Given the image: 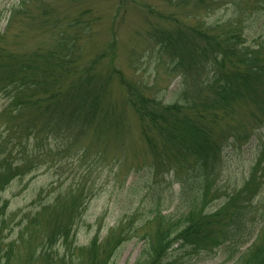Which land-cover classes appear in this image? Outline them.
<instances>
[{
    "label": "trees",
    "instance_id": "trees-1",
    "mask_svg": "<svg viewBox=\"0 0 264 264\" xmlns=\"http://www.w3.org/2000/svg\"><path fill=\"white\" fill-rule=\"evenodd\" d=\"M254 2L264 18V0ZM165 16L171 28L155 30V43L181 77L180 101L163 104L136 87H128L121 104L131 107L137 116L140 136L152 152L157 171L171 173L170 185L178 184L176 194H181L184 210L177 216L163 213L153 196V209L144 221L149 230L142 234L145 247L137 264H193L192 259L212 253L220 245L239 248L258 227L262 232L259 242L250 245L234 264H264V196L263 203L253 200L264 186V142L249 178L231 203L229 200L214 210L205 206L208 181L222 152L241 139L229 126L220 127V122L231 115L234 104L248 100L264 127V39L248 43L240 22L227 21L213 28L186 27L172 14ZM61 36L44 53L0 50V93L10 101L6 110L0 111L7 130L0 141V192L14 178L46 162L42 154L22 146V138L29 141L32 134L35 138L60 136L62 146L78 145L86 155L92 153L99 160L127 161L115 138L126 135L128 121L116 113L117 103H109L108 81L103 82L94 72L100 57L82 60L80 38ZM89 135L91 141L84 144ZM44 140L38 138L35 147H41ZM79 200L80 196L69 190L40 204L33 214L19 220L20 229L8 242L1 233L15 217H6L4 201L0 206V264H18L22 255L21 264H34L38 259L43 264H111L118 248L137 236L140 228L134 230L135 221L124 216L101 240L96 234L85 247H68L73 222L84 209ZM34 230L41 240L38 252L31 246ZM60 239L67 246L68 257L56 258L52 251Z\"/></svg>",
    "mask_w": 264,
    "mask_h": 264
},
{
    "label": "rangeland",
    "instance_id": "rangeland-1",
    "mask_svg": "<svg viewBox=\"0 0 264 264\" xmlns=\"http://www.w3.org/2000/svg\"><path fill=\"white\" fill-rule=\"evenodd\" d=\"M256 8L254 0H204L202 4L198 0H0V50L44 53L63 37L62 33L79 37L81 59L91 61L100 57L94 72L103 82L108 81L109 103H117L116 113L128 121L126 135L121 133L115 138L119 152H125V163L99 160L92 153L86 155L78 145L62 146L60 136L37 135L35 138L32 134L29 141L22 138V146L42 154L46 162L31 173L14 178L0 192V206L7 202L6 217H15L1 233L5 242L16 237L20 219L33 214L40 204L73 190L80 196L84 209L73 222L68 247H85L96 234L101 240L111 226L127 216L135 221L134 230L140 229L137 236L118 248L111 264H137L145 247L142 234L149 228L146 229L144 221L153 209V196L157 199L155 206H160L163 213L176 216L183 212L184 201L181 194H176L178 184L170 185L172 174L157 171L152 152L140 136V124L132 108L121 104L126 88L136 87L163 104L180 101L181 77L173 71L168 55L155 43V30L171 28L165 14H172L186 27L213 28L227 21L240 22L250 43L259 37L264 39V18ZM9 102L0 93V111H5ZM254 110L248 100L241 101L234 104L231 115L220 122V127L229 126L241 139L234 145L226 144L219 160L221 165L218 163L208 181L206 209L214 210L229 200L231 203L233 195L251 174L264 142V127L260 125V116H254ZM3 128L0 118V141L7 134ZM38 138H45L39 148L35 147ZM91 139L89 135L84 144ZM65 146L68 149L65 150ZM59 158L62 159L57 162ZM259 189H262L259 194L253 196L257 204L263 203L264 196V186ZM152 214L153 211L150 217ZM257 229L258 232L239 248L223 244L212 253H201L191 263L234 264L250 245L259 242L262 232L259 227L255 231ZM37 231L34 230L31 241L36 252L41 242ZM62 242L60 239L53 245L56 258L64 254L68 257L67 246ZM23 257L18 264L23 263ZM34 264H43V261L38 259Z\"/></svg>",
    "mask_w": 264,
    "mask_h": 264
}]
</instances>
